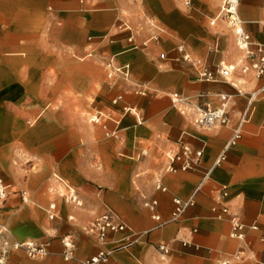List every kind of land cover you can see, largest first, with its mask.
Masks as SVG:
<instances>
[{"label":"crops","instance_id":"obj_1","mask_svg":"<svg viewBox=\"0 0 264 264\" xmlns=\"http://www.w3.org/2000/svg\"><path fill=\"white\" fill-rule=\"evenodd\" d=\"M263 2L241 0L239 8L244 27L262 43ZM222 3L192 0L187 7L183 0H0V177L9 184L0 223L9 228L11 240L50 242L45 258L13 250L6 264H83L100 249L109 252L102 264H153L161 242L172 247L169 264H220L241 246L245 257L233 264H264V97L254 102L242 136L215 164L248 106L246 92L264 80L239 69L228 79L217 73L216 80H204L201 66L184 60L178 50L184 44L213 70L239 62L242 52L233 30L222 20L210 23ZM144 15L154 16L164 29L147 47L142 42L154 29ZM123 21L134 29V44L127 40L129 32H112V25ZM162 53L167 57L161 58ZM90 56L130 64L131 78L112 80L105 68L110 84L102 86L107 95L92 85H77V60ZM89 64L84 76L92 78ZM62 76H69L71 84L62 85ZM174 92L188 97L185 114L173 106ZM118 93L123 94L119 106L134 111L124 112L118 136H107L105 125L115 124L107 119L90 123L88 110L107 109ZM221 93L232 95L231 122L209 128L197 124V108L219 106ZM53 102L55 117L39 122ZM35 114L33 120L26 119ZM182 144L203 149L201 163L193 170L167 171L169 155ZM142 149L148 150L144 156ZM208 171L195 204L180 220L157 227L145 202L157 199L156 211L170 220L175 197L189 198ZM54 175L77 189L81 206L49 192ZM159 179L167 191L156 187ZM223 187L228 195L220 199ZM53 201L57 217L50 219L46 209ZM223 205L246 224L259 225L247 230V243L231 238L228 214L218 217L213 210L220 212ZM108 210L132 232L142 233L135 244L115 249L131 232L111 233L105 242L89 234L88 222ZM64 235L77 244L70 260L63 257Z\"/></svg>","mask_w":264,"mask_h":264},{"label":"built area","instance_id":"obj_2","mask_svg":"<svg viewBox=\"0 0 264 264\" xmlns=\"http://www.w3.org/2000/svg\"><path fill=\"white\" fill-rule=\"evenodd\" d=\"M187 7L192 6V0H183ZM240 3L241 0H223L220 10L216 16L211 20V24H215L218 20L224 21L227 26L233 30L236 43L238 48L242 52V57L236 64H225L217 66L216 70L210 69L207 66L202 65V60L194 57L189 51L186 50L184 44L178 46V50L182 52V58L188 62H191L195 66H201L199 70L200 78L208 81L216 80V74H220L223 78L228 79L237 69H239L243 74H252L257 78L264 80V43L256 42L253 40L251 33L244 27V20L240 14ZM264 9V2H263ZM144 20L149 24L150 27L154 29V32L142 42L143 47H147L152 41H157L160 39L161 34L164 29L160 26L159 22L154 16L144 15ZM259 24L264 28V16L260 20ZM113 34H118L121 32H129L127 40L130 44H134L135 36L134 29L127 22L115 23L112 25ZM109 41L113 40L112 35L107 37ZM165 53L161 54V58H166ZM108 66V76L112 80L124 79L128 80L131 77V67L130 64L118 65L114 62V59H110L107 62ZM238 94H243L242 91L238 90ZM248 97V106L245 111L241 114L240 121L234 129L233 136L230 142L227 144L226 148L222 154L217 158L215 164H220L226 157V152L228 146L235 143L242 136V131L245 122L248 120L249 114L251 112L252 106L255 101L264 97V82L263 84L254 87L252 90L246 92ZM221 103L219 106L212 107L209 104L205 106H199L197 108V116L195 121L202 127H212L218 124L227 125L231 122L229 115V103L232 95L221 93L219 94ZM123 99V94L118 93L111 99V104L107 109L96 108L89 117V122L97 125L104 124V120H110L115 125L113 128H109L105 125L107 136H118L119 129L118 125L121 122V118L126 111H134L133 108L129 106H119L120 101ZM172 104L181 113L187 112V105L190 103L188 97L181 92H174L171 96ZM148 153L147 149H142L140 155H146ZM203 154V149L194 150L188 144H182L179 151L169 155L170 165L167 167V171H176L178 169L182 170H193L196 169L201 163V158ZM179 163V165H175ZM209 171L206 172L204 180L197 186L194 193L187 199H182L180 197H175V208L172 212L170 220H164L160 214L156 211L158 200L152 199L145 202V206L149 208L152 213L153 218L158 222L157 227H161L167 224L169 221H178L182 218L183 214L190 206L194 205L196 202V194L202 188L204 181L208 178ZM56 183L49 186V192L53 195H60L68 203H72L78 206L83 204V199L79 195L77 189L63 180L60 176L54 175ZM156 187L162 191H167L168 187L159 179L156 183ZM9 195V184L0 177V207L3 206ZM228 195L227 187H223L220 192L219 198L223 199ZM23 200L28 201L27 192H23ZM50 219L57 217V203L55 201L51 202L46 209ZM218 217H224L226 214L229 215V220L231 222V238L247 243V230L259 229V225L255 222L250 225L246 224L241 220L237 213L230 212L228 205H223L220 212L216 207L213 208ZM86 230L89 234L95 236L100 241H107L111 233L118 232H131L125 235V240L118 243L115 249L128 248L135 244L139 239V233L132 232L129 225L114 211L108 210L101 215L94 217L86 225ZM9 228L7 225L0 223V264H6L9 258V254L13 250H23L28 257L33 259H43L50 253V242L40 243L35 240H11L8 237ZM264 240V236L262 237ZM63 244V257L66 260L75 258L76 242L71 235H64L61 238ZM158 260L153 264H169V258L172 253V247L169 242H161L157 246ZM245 252L244 247L236 252L228 254L219 260L220 264H233L237 261L244 259ZM109 258V252L105 249H100L97 254L91 256L90 258L83 261V264H102L106 262Z\"/></svg>","mask_w":264,"mask_h":264},{"label":"rangeland","instance_id":"obj_3","mask_svg":"<svg viewBox=\"0 0 264 264\" xmlns=\"http://www.w3.org/2000/svg\"><path fill=\"white\" fill-rule=\"evenodd\" d=\"M87 62H91V64H89L88 66H90V68H92L94 70V74L92 75V78L90 76L89 77L84 76V71H83L84 69L83 68H85ZM77 68H78L77 85L84 86V88L86 87L87 84L90 85V86L92 85L93 86V89L95 91H97L98 93H101L103 95H107V91L105 90V88H103V86L106 83H108V85L110 84V81L108 79V76L106 75V72H105V68H108L107 63L100 62L98 60H95L94 61V60H92V57L91 56L90 57H87L84 60H82L79 57L78 60H77ZM70 79L71 78L69 76H62V78H61V84L62 85H69V84H71V80ZM91 81H92V83H91ZM109 95L111 97L113 96L112 94H109ZM54 107H55V103L53 102L51 104L50 108H48V110L43 114L42 117H40L38 119V121L40 122L41 120H43L44 118H46V116L55 117L56 112L54 110ZM40 110H38V112ZM90 110L91 109L88 110L87 120L89 119V117L91 115L90 114ZM36 117H37V114H35V115H27L26 116V119L27 120H29V119L30 120H33ZM39 122H37V123H39Z\"/></svg>","mask_w":264,"mask_h":264}]
</instances>
